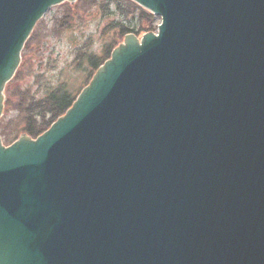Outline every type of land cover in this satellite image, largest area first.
<instances>
[{
	"label": "water",
	"instance_id": "95a60500",
	"mask_svg": "<svg viewBox=\"0 0 264 264\" xmlns=\"http://www.w3.org/2000/svg\"><path fill=\"white\" fill-rule=\"evenodd\" d=\"M0 0V115L36 20ZM124 43L36 138L0 139V264H264V0H135Z\"/></svg>",
	"mask_w": 264,
	"mask_h": 264
},
{
	"label": "trees",
	"instance_id": "16d2710c",
	"mask_svg": "<svg viewBox=\"0 0 264 264\" xmlns=\"http://www.w3.org/2000/svg\"><path fill=\"white\" fill-rule=\"evenodd\" d=\"M95 2L100 4L102 14L117 19L111 23L117 32L111 41L101 46L98 53L78 49L74 65L77 71L85 72V77L77 87H70L64 82L47 87L41 92H31L29 87H21L32 66V59L27 56V51L30 55V51L38 43L35 33L37 26L32 31L22 51V62L5 89L4 115L9 117L4 119L3 116L0 119V134L5 143H11L22 133L36 137L45 131L72 105L82 87L89 82L95 70L110 56L112 48L126 33L140 34L155 29L153 13L132 0H75L73 3L64 2L61 5L67 6L65 12L69 14L73 10L83 12L87 4Z\"/></svg>",
	"mask_w": 264,
	"mask_h": 264
},
{
	"label": "rangeland",
	"instance_id": "374dc122",
	"mask_svg": "<svg viewBox=\"0 0 264 264\" xmlns=\"http://www.w3.org/2000/svg\"><path fill=\"white\" fill-rule=\"evenodd\" d=\"M66 8L65 5H53L38 20L35 31L38 43L30 55L27 51L32 66L22 82V88L41 92L61 82L77 87L85 77V72L77 71L74 65L78 49L98 53L101 46L116 35L117 30L112 28L111 23L117 19L102 14L100 4L89 3L83 12L73 10L69 14H66ZM159 22L160 18L156 17L154 24ZM3 116L4 119L9 117L6 114Z\"/></svg>",
	"mask_w": 264,
	"mask_h": 264
}]
</instances>
